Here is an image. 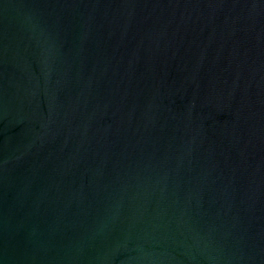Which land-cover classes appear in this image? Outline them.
Wrapping results in <instances>:
<instances>
[{
    "label": "water",
    "instance_id": "obj_1",
    "mask_svg": "<svg viewBox=\"0 0 264 264\" xmlns=\"http://www.w3.org/2000/svg\"><path fill=\"white\" fill-rule=\"evenodd\" d=\"M0 264H264V0H0Z\"/></svg>",
    "mask_w": 264,
    "mask_h": 264
}]
</instances>
